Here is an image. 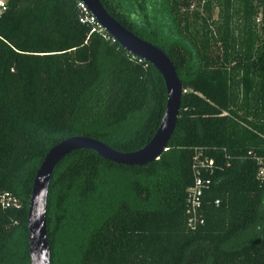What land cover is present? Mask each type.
<instances>
[{"label":"trees","instance_id":"1","mask_svg":"<svg viewBox=\"0 0 264 264\" xmlns=\"http://www.w3.org/2000/svg\"><path fill=\"white\" fill-rule=\"evenodd\" d=\"M100 1L170 57L180 111L167 149L146 165L88 149L58 162L46 207L51 264H264V0H216L215 20L203 0L198 29L190 0ZM79 15L77 0H7L0 15V264H29L32 183L52 146L82 135L134 151L163 116L157 69ZM196 150L216 169L204 222L191 229ZM4 193L16 205L3 208Z\"/></svg>","mask_w":264,"mask_h":264},{"label":"water","instance_id":"2","mask_svg":"<svg viewBox=\"0 0 264 264\" xmlns=\"http://www.w3.org/2000/svg\"><path fill=\"white\" fill-rule=\"evenodd\" d=\"M98 23L124 50L150 63L162 76L166 102L160 124L151 139L134 151H119L103 141L75 135L52 146L40 163L32 183L27 214L29 264H51V249L46 229L48 189L58 162L72 151L88 149L103 159L125 166H143L160 157L167 149L180 111L182 83L167 53L121 25L104 8L100 0H82Z\"/></svg>","mask_w":264,"mask_h":264},{"label":"built area","instance_id":"3","mask_svg":"<svg viewBox=\"0 0 264 264\" xmlns=\"http://www.w3.org/2000/svg\"><path fill=\"white\" fill-rule=\"evenodd\" d=\"M6 1L0 0V15L6 9ZM77 7L80 11L79 22L87 24L91 27L90 32H98L106 38L114 39L105 31V29L98 23L96 17L88 10L87 5L82 0H77ZM106 32V33H105ZM106 34H108L106 36ZM140 60H142L140 58ZM258 163V176L264 179V155L257 156ZM214 160L206 156H202V152L196 150L193 157L192 171L194 182L187 189V205L186 213L188 215V226L191 229H196L199 225L203 224L204 218L199 213L201 207V199L204 190L207 189L212 181V176L215 173ZM2 207H10L16 205V199L12 198L8 193H4L1 198ZM219 201L216 200L215 204L218 205Z\"/></svg>","mask_w":264,"mask_h":264},{"label":"rangeland","instance_id":"4","mask_svg":"<svg viewBox=\"0 0 264 264\" xmlns=\"http://www.w3.org/2000/svg\"><path fill=\"white\" fill-rule=\"evenodd\" d=\"M190 8L187 11V15L190 20L196 21V26L197 29L201 24V21L203 18H207V12L204 10L203 6V0H190ZM212 20H215L218 18V13H219V6L216 5V0H212ZM185 11V7L181 6L180 7V13ZM209 21V20H208Z\"/></svg>","mask_w":264,"mask_h":264}]
</instances>
